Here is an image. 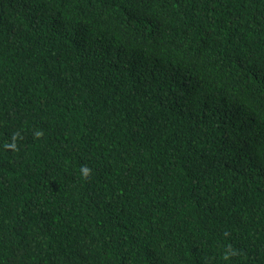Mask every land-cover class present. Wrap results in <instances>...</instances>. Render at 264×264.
I'll return each mask as SVG.
<instances>
[{
    "label": "trees",
    "instance_id": "16d2710c",
    "mask_svg": "<svg viewBox=\"0 0 264 264\" xmlns=\"http://www.w3.org/2000/svg\"><path fill=\"white\" fill-rule=\"evenodd\" d=\"M0 264H264V0H0Z\"/></svg>",
    "mask_w": 264,
    "mask_h": 264
},
{
    "label": "clouds",
    "instance_id": "9594fccd",
    "mask_svg": "<svg viewBox=\"0 0 264 264\" xmlns=\"http://www.w3.org/2000/svg\"><path fill=\"white\" fill-rule=\"evenodd\" d=\"M38 135H43V133H39ZM6 148H15L16 145L15 143L13 142L12 144H6L5 145ZM90 169L87 167V166H82V174L85 178H87V176L90 174ZM228 256L227 254L225 255V259H227Z\"/></svg>",
    "mask_w": 264,
    "mask_h": 264
}]
</instances>
